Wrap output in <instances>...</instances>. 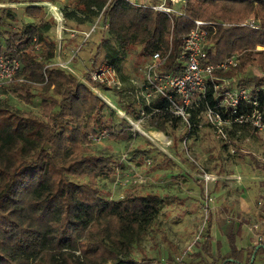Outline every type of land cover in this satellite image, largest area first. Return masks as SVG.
<instances>
[{"label": "trees", "instance_id": "1", "mask_svg": "<svg viewBox=\"0 0 264 264\" xmlns=\"http://www.w3.org/2000/svg\"><path fill=\"white\" fill-rule=\"evenodd\" d=\"M17 1L0 0L1 3ZM36 1L23 5V13L32 19L44 12L45 5L41 1L34 4ZM182 1L178 12L166 14L151 8L154 2L73 0L65 3L62 14L64 19H72L76 27L92 24L102 16L117 47H109L102 61L111 63L122 81L129 76L122 75L120 56L130 49H138V55L143 57L155 51L163 56L168 53L161 71L179 72L182 37L198 19L205 22L202 24L206 29L202 45L204 61L217 62L235 55L239 64L220 74L234 76L238 86H264V77L254 71H264V0ZM165 2L173 7V1ZM10 11L8 7H0V37H3L0 55L17 57L20 68L0 93L11 88L25 102L39 100L40 108L38 112L19 109L9 105L4 94L0 98V264H160L144 251L135 256V251H140L141 240L159 215L163 203L160 194L142 193L130 186L118 198L105 197L99 179L114 176L120 163L110 155H98L89 149L94 143L89 134L109 127L108 136L113 138L123 136V129L131 128L128 120L76 77V74L88 77L89 71L101 62L95 60L104 42L97 46L91 70L81 74L75 69L71 74L55 63L57 42L48 34L55 20L39 18L36 23L13 31L4 21L5 17L14 19ZM246 21L257 28L244 24ZM2 26L8 28L2 30ZM100 88L115 91L122 98L118 102L120 108L136 116L129 97L103 84H98ZM259 100L264 106L263 90ZM114 114L119 119L116 122L112 119ZM194 119L191 115L193 122ZM178 122V117L165 114L149 120V125L169 133ZM244 128L245 125L232 126L228 137L234 139L235 133ZM197 129H185V136ZM145 141L150 149L157 150L158 147ZM145 150L142 148L140 154H145ZM174 154L197 170L194 160L182 158L177 149ZM161 156L171 162L166 154ZM249 157L264 171L263 161L252 154ZM208 226L200 247L202 253L213 258ZM261 247L264 244L252 248L245 264L250 262L253 252L250 264H254ZM202 253L194 256L207 264L201 258ZM176 257L169 253L166 261L175 264ZM217 258L218 264L233 260L219 255ZM208 264L215 261L212 259Z\"/></svg>", "mask_w": 264, "mask_h": 264}, {"label": "rangeland", "instance_id": "2", "mask_svg": "<svg viewBox=\"0 0 264 264\" xmlns=\"http://www.w3.org/2000/svg\"><path fill=\"white\" fill-rule=\"evenodd\" d=\"M30 1L36 0L0 2V7H8L11 10L10 12L14 19L11 20L5 17L4 21L11 25L13 31L22 29L28 23H36L39 18H52L49 15V8L46 4L56 5L62 12L65 3L73 0H37L34 4L41 1L40 3L45 6L43 14L36 19H32L23 13V5L30 4ZM145 1L160 3V0ZM171 1H173L174 11L178 12L183 1ZM105 24L102 16L99 15L92 24L76 27V23L72 19L65 18L62 27H56L55 24L51 27L48 34L52 35L56 42L59 35H61L62 42L71 49H68L69 52L66 55H60L63 62L71 59V68L66 69L71 71V74H74L76 70L81 74L85 70H91L94 63L93 57L97 51V46L101 42H104V44L95 62L105 60L109 47L117 48L115 42L108 34ZM93 26L94 30L91 35L84 38L83 35L85 33L82 34V30L88 31ZM7 28L8 26L1 27L2 30ZM2 38L0 37V40ZM146 58L138 55V49H130L127 53L122 54L119 62L122 74L129 76V78L140 77V67L146 61ZM254 71L258 76H261L260 73L262 71ZM76 76L79 75L76 74ZM99 91L111 104L118 106L119 96L115 91L106 88H100ZM3 94L9 105L11 104L23 110L32 109L35 112L39 111L40 101L37 99H32L30 103L25 102L11 88L8 91H4ZM106 113L109 114L108 109ZM112 117L114 122L119 120L116 115ZM122 125L127 127L125 123ZM183 127L177 124L173 129L168 130L172 139L171 143H173L170 145L169 152L175 157H171L170 163L162 158L161 155L165 154L169 157L162 148H157L156 150L151 147L150 149L148 142L145 141V136L137 132L133 133L131 128L123 129V136L113 138L106 136L100 142L92 143L89 148L95 154L110 155L114 157L117 163H120L114 176L99 179V187L104 192L103 195L105 197L109 199L118 198L130 186L137 188L142 193L155 192L160 194L163 203L159 215L156 217L151 230L141 240L140 251H135L136 257L142 255V251H144L150 258L159 261L160 264H173L166 261V256L170 253L175 259L176 256L183 254L185 246L192 242L200 229H202L203 233L200 237V241H202L205 236L204 230L207 228L206 221L208 223L212 212L219 205L228 204L229 207H232L234 213L236 210L238 211L241 205H244L247 211L242 212L245 213L244 215L239 214L238 211L236 217H242L241 219L246 222L247 226L257 222L259 225L258 230L264 232L263 216L259 211L260 207L264 206V203L261 202L262 195L258 192L259 187L255 186V180L258 178H255L257 173L254 170L259 168L254 165L253 159L247 155L243 158L242 156L237 158L236 156L239 154H230L228 152L229 148L227 149L221 145L215 135L213 136L203 126L192 134V144H184L183 137H185L186 127L185 125ZM245 133L252 137L257 135V138H259H254V140L252 138L241 144L238 135ZM234 138L235 141L238 140L236 144L243 150H252L254 143L264 148V131L256 132L250 127H245L241 134L237 131ZM142 148L146 149L145 151L147 152L145 154H140ZM176 149L182 158L187 157L189 160H194L197 170L190 168L187 163L184 164L179 157H176V154H174ZM152 159L155 162H151ZM201 169L209 175H217L219 177L216 180L208 179L207 181L200 179L196 175L200 174L199 171ZM242 186H247L252 191L250 190L246 194ZM218 215L217 213V218H220V221L223 219L227 221L229 216H231L227 210L225 214L221 213V215ZM225 224L221 222L223 228ZM168 244L175 246L176 249ZM262 261H264V250L257 252L254 264H260ZM181 262L183 263V260ZM236 262L231 261L228 264H238Z\"/></svg>", "mask_w": 264, "mask_h": 264}, {"label": "built area", "instance_id": "3", "mask_svg": "<svg viewBox=\"0 0 264 264\" xmlns=\"http://www.w3.org/2000/svg\"><path fill=\"white\" fill-rule=\"evenodd\" d=\"M138 3H147L145 0H134ZM49 8V15L55 20V26H63L64 19L61 10L56 5L46 4ZM151 8L170 13L173 7L166 4L165 0L160 3H152ZM195 26L182 37V51L179 56V72H163L161 66L165 62L166 55L155 51L146 58L140 67L141 77L128 79L124 83L118 76L114 66L108 62H99L96 67L89 71L88 77H78L79 81L87 86L91 91L98 94L110 108H113L119 116L129 121L131 129L145 138L154 146L162 148L167 153L168 146L171 145V136L162 131L150 134L141 128V124L156 118L159 115L168 117H178L179 122L185 125L186 129L207 125L213 136L229 145V153L234 155L241 152L237 142L228 137L229 128L232 126L246 125L252 130L264 131V115L259 96L264 91V86H238L234 76L223 77L220 71L239 64V59L235 55L227 56L217 62L204 61L202 45L206 37V29L202 27L205 22L196 19ZM251 28L257 25L251 21H246ZM107 27V24H105ZM65 29V28H64ZM94 26L88 31H82L84 38L91 35ZM62 31V30H61ZM61 33V32H60ZM62 36L59 35L56 43V62L64 69H70L68 63L60 59L64 48L61 45ZM256 48L260 49V46ZM169 52V51H168ZM20 68L19 59L8 55H0V89L13 80ZM72 70V69H71ZM264 77V71L260 73ZM98 84H103L113 88L119 94L129 97L134 104L136 116L125 114L119 108L111 104L99 91ZM128 84V85H126ZM3 94L0 93V98ZM191 115L195 116V122L191 120ZM197 122V123H196ZM111 128L100 130L97 134H89L90 141L98 143L108 136ZM186 139L184 140V144ZM168 154V153H167ZM170 156V154H168ZM200 179L216 180L219 176L209 175L201 169L196 175ZM213 176V177H212ZM206 218V217H205ZM258 223H253L249 228L253 231V243L257 245L264 240V233L258 230ZM203 235L202 229L198 230L195 238L189 245L185 246L183 254L176 257L175 264H183V257L192 250V246L200 241Z\"/></svg>", "mask_w": 264, "mask_h": 264}, {"label": "crops", "instance_id": "4", "mask_svg": "<svg viewBox=\"0 0 264 264\" xmlns=\"http://www.w3.org/2000/svg\"><path fill=\"white\" fill-rule=\"evenodd\" d=\"M61 45H62V48H64L62 54L66 55V53L69 52L68 51L69 47H67L63 42ZM69 50H71V49H69ZM60 59H61V57H60ZM65 63H68V65L70 66L71 65V59L65 61ZM140 74H141V70H140ZM140 77H141V75H140ZM140 77H134V78H140ZM128 79H129V77L123 82L127 83ZM120 99H122V98L120 97L119 101H120ZM117 107L119 108L120 111H122L125 114H126V112H128L127 109L126 110L121 109L119 103H118ZM127 114H129V113H127ZM178 124H180L182 127L184 126L180 122H178ZM202 126L206 127V129L208 131H210V129L207 125L204 124V125H201L199 127H202ZM245 127H248V126L245 125ZM141 128L150 134L156 133V131H161V130H154L153 128H151V126L149 125V121L142 123ZM210 132L212 134V131H210ZM165 133H167V132H165ZM167 134H169V133H167ZM239 134H241V131L239 132ZM192 136L193 135L185 136V137H183L184 138L183 140L186 139V143L188 145H190L193 143ZM238 137L240 138L241 144L245 143L246 141H249L252 138H253L252 140H254V138L255 139L259 138V137L257 138V135L252 137L251 135L250 136L246 135V133L243 135H238ZM234 140H235V138H234ZM171 144H173V143H171ZM155 147H157V146H155ZM169 149H170V146H168V148H167V153L170 154L169 157L175 158L172 155V153L169 152ZM240 149H241V152L238 154L242 155V158L245 155L249 156V154L251 153L256 159H258V160L260 159L261 161L264 162V148L262 146H260L259 144L254 143L252 150H245V149L243 150L241 147H240ZM234 155H237V154H234ZM260 168L261 167H259V169L254 170L255 173H257L255 175V178L256 179L258 178L257 180H255L256 181L255 186H257V188L259 187L258 192L260 195H262L261 196V202L264 203V171H263V168H261V169ZM194 170H196V169H194ZM242 188H244V192L246 194L249 193L250 190L252 191V189L247 188V186H245V187L242 186ZM257 188L255 187V189H257ZM226 210H227V212H229L231 214V216H229V220L225 221L223 219L222 221H220L221 219L217 218V213L219 215H221V213L225 214ZM238 211H239V214L244 215L245 213H242V212L247 211V210H245L244 205H241L239 207ZM238 211L236 210L234 213L232 207H229L228 204L227 205H225V204L219 205L216 210H214L213 212L211 211L212 212V215L210 217L211 219H209L208 223L206 221V224L207 225L209 224L208 232H209V236H210V247H211L210 251L214 254L213 258L208 256L206 253H202L201 247H200V244L202 243V241H200L199 243L193 245L192 250L183 257L184 264H202L201 262H199L198 258H196L194 256V254H196V253L197 254L202 253L201 258H203L204 260L206 259L207 264L211 263L212 259H213V261H215V264H218V262H219L218 258H217L218 255L223 256V257H231L233 260L228 261V263L231 261L232 262L237 261L236 263H238V264L247 263V257L250 255L252 248L255 246L257 247L261 244H264V240L261 241V243H258L257 245H255L253 243V231L249 228V226H247L246 222L241 219L242 217L241 218L236 217V215L238 214ZM259 211L262 214V216H263L262 219L264 221V206L260 207ZM221 222L226 223L224 225V228L222 227ZM211 227H213V228H211ZM216 232H218V233H216ZM261 232L264 233L263 231H261ZM261 250H264V247H261V249L258 250L257 252H259ZM257 252H256V254H257ZM256 254H255V256H256ZM194 257H195V259H194ZM250 258H251V256H250ZM250 263H251V260L248 264H250ZM254 263H255V261H254ZM260 264H264V261L260 262Z\"/></svg>", "mask_w": 264, "mask_h": 264}, {"label": "water", "instance_id": "5", "mask_svg": "<svg viewBox=\"0 0 264 264\" xmlns=\"http://www.w3.org/2000/svg\"><path fill=\"white\" fill-rule=\"evenodd\" d=\"M259 246H257V248H258ZM253 256H254V253L251 255V258H250V260H251V262L253 261L252 259H253Z\"/></svg>", "mask_w": 264, "mask_h": 264}]
</instances>
